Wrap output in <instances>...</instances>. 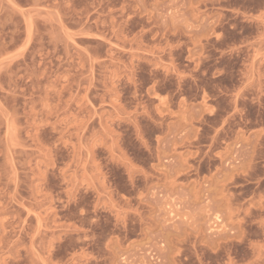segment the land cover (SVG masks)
I'll return each mask as SVG.
<instances>
[{
	"label": "rangeland",
	"instance_id": "1",
	"mask_svg": "<svg viewBox=\"0 0 264 264\" xmlns=\"http://www.w3.org/2000/svg\"><path fill=\"white\" fill-rule=\"evenodd\" d=\"M0 264H264V0H0Z\"/></svg>",
	"mask_w": 264,
	"mask_h": 264
}]
</instances>
